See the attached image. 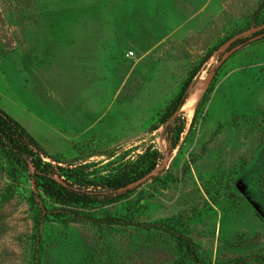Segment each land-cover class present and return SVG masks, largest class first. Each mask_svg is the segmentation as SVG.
<instances>
[{"label":"rangeland","instance_id":"obj_1","mask_svg":"<svg viewBox=\"0 0 264 264\" xmlns=\"http://www.w3.org/2000/svg\"><path fill=\"white\" fill-rule=\"evenodd\" d=\"M262 27L264 0H0V109L98 193L54 202L0 148V264H264Z\"/></svg>","mask_w":264,"mask_h":264},{"label":"trees","instance_id":"obj_2","mask_svg":"<svg viewBox=\"0 0 264 264\" xmlns=\"http://www.w3.org/2000/svg\"><path fill=\"white\" fill-rule=\"evenodd\" d=\"M255 33H264V27ZM247 39L243 38L238 41H247ZM235 43L233 42V45ZM189 83L190 78L184 82L181 91L172 102L171 112L179 109L184 103ZM209 89H212V84L207 87V90ZM171 112L168 113V116L171 115ZM183 129L184 123L182 122L176 129V139ZM0 148L7 157L11 158L12 162L18 163L24 168H29V164H31L34 182L39 184L44 194L54 202L75 205L98 200V193L94 191L76 189L70 185L66 186L58 182L55 179V175H59L56 169L58 166L43 160L42 153L44 151L36 139L17 120L2 109H0ZM144 155L139 156L138 160L129 164L120 174L109 178L104 187L116 191L150 173L154 169L156 161L154 159L150 164L141 166L139 164L141 161L139 160H143Z\"/></svg>","mask_w":264,"mask_h":264},{"label":"bare ground","instance_id":"obj_3","mask_svg":"<svg viewBox=\"0 0 264 264\" xmlns=\"http://www.w3.org/2000/svg\"><path fill=\"white\" fill-rule=\"evenodd\" d=\"M204 83H198L190 92L188 97L185 99L182 109L187 113V115H191L193 108L199 98L201 92L203 91Z\"/></svg>","mask_w":264,"mask_h":264},{"label":"water","instance_id":"obj_4","mask_svg":"<svg viewBox=\"0 0 264 264\" xmlns=\"http://www.w3.org/2000/svg\"><path fill=\"white\" fill-rule=\"evenodd\" d=\"M240 46H241V44L232 47L231 50H230V52H231V51H234L235 49H237V48L240 47ZM219 63H221V61H220Z\"/></svg>","mask_w":264,"mask_h":264},{"label":"built area","instance_id":"obj_5","mask_svg":"<svg viewBox=\"0 0 264 264\" xmlns=\"http://www.w3.org/2000/svg\"><path fill=\"white\" fill-rule=\"evenodd\" d=\"M128 54H132V51H129Z\"/></svg>","mask_w":264,"mask_h":264}]
</instances>
